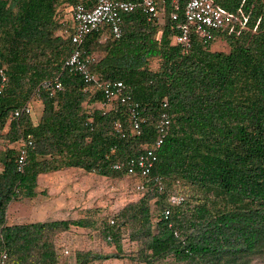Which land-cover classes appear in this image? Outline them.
<instances>
[{
	"label": "trees",
	"instance_id": "trees-1",
	"mask_svg": "<svg viewBox=\"0 0 264 264\" xmlns=\"http://www.w3.org/2000/svg\"><path fill=\"white\" fill-rule=\"evenodd\" d=\"M185 1L178 0L176 19L167 0L162 24L137 9L123 15L120 38L106 32L102 41V32H92L82 44L99 80L122 81L145 114L164 109L170 116L149 176H128L135 186L145 183L141 196L112 216L87 210L73 219L9 223V205L35 197L41 174L77 168L126 176L111 164L149 148L156 128L148 120L139 135L117 133L114 122L124 129L125 108L115 102L103 112L95 106L102 92L62 69L73 48L71 8L94 0H0V69L7 79L0 91L1 139H32L21 172L17 149L0 148V264L2 254V264H60L55 237L71 227L96 230L116 249L76 251L74 264L125 255L138 264H264V3L219 0L240 10L244 26L231 20L232 32L214 31L207 42L193 36L182 55L170 39L183 22ZM65 8L70 24L62 19ZM215 41L226 49H212ZM54 80L62 90L49 96L47 82ZM35 97L36 118L8 119ZM176 187L186 198L170 206ZM123 242L133 245L128 254Z\"/></svg>",
	"mask_w": 264,
	"mask_h": 264
},
{
	"label": "built area",
	"instance_id": "built-area-1",
	"mask_svg": "<svg viewBox=\"0 0 264 264\" xmlns=\"http://www.w3.org/2000/svg\"><path fill=\"white\" fill-rule=\"evenodd\" d=\"M167 0H94L92 5L75 3L71 8L72 34L70 35L73 48L70 54L63 62L62 69L78 76L86 87H93L102 92L103 99L98 102V107L105 111L107 107L113 106L115 102L120 103L126 110V118L123 125L120 121L114 122L115 131L122 136L128 131L131 134L139 135L141 126L148 120H153L156 128V137L152 145L134 157L126 158L123 161H115L111 164L113 170H126V176L139 174L147 177L152 171L157 161V149L160 148L166 136L170 131V116L166 110L157 112L155 116L145 114L140 109L127 86L119 80H99L90 70L89 64L92 58L82 47L86 35L92 32H102L101 40L106 39L107 33L113 38H120L122 35L123 15L134 10H140L149 20H155L157 23L164 22L167 11ZM264 3V0H262ZM172 10L169 16L176 19L178 10V0H170ZM183 22L177 33L173 34L170 43L178 47L180 54L188 53L192 37H197L204 42L212 38L214 31H233L234 20L244 26L245 17L240 12L239 15L229 17L225 8L219 0H186L183 7ZM107 32V33H106ZM6 76L0 69V91L6 84ZM48 94L53 96L56 92L62 90V84L59 80L47 82ZM30 101L24 105L10 111L9 120L17 119L21 115L31 113ZM167 101L164 98L162 107H166ZM125 127L128 129L125 130ZM17 158L16 170L21 172L26 163L27 149L32 145L31 136L21 138L16 143ZM157 180V179H156ZM145 187L144 182H138L135 188L142 191ZM170 206L179 205L184 201L181 193L172 192L167 198ZM166 218L170 210L166 208L162 211ZM112 222V221H111ZM5 254L1 255V264Z\"/></svg>",
	"mask_w": 264,
	"mask_h": 264
},
{
	"label": "rangeland",
	"instance_id": "rangeland-1",
	"mask_svg": "<svg viewBox=\"0 0 264 264\" xmlns=\"http://www.w3.org/2000/svg\"><path fill=\"white\" fill-rule=\"evenodd\" d=\"M225 8V7H224ZM229 17L239 15L240 10L225 8ZM62 19L70 21L68 8L62 11ZM212 49L225 50L223 42H213ZM31 115L36 118L40 113V103L37 97L30 100ZM98 107V104L95 105ZM0 133V148L2 145L16 148V144L3 142ZM39 192L31 199H21L12 202L7 211L9 223H24L31 221L73 219L83 215L84 211L93 210L100 217L112 216L114 212L130 201H135L141 192L135 188V180L128 176L107 178L94 173H87L77 168H67L55 172L41 174L38 177ZM182 187H176L172 192L186 194ZM152 212H157L152 203ZM123 253L128 254L133 249L132 244L123 242ZM55 244L60 258V264H74L76 251H91L95 253H115V246L105 242L96 230L71 227L55 237ZM91 264H138L122 256L117 259L98 261Z\"/></svg>",
	"mask_w": 264,
	"mask_h": 264
},
{
	"label": "crops",
	"instance_id": "crops-1",
	"mask_svg": "<svg viewBox=\"0 0 264 264\" xmlns=\"http://www.w3.org/2000/svg\"><path fill=\"white\" fill-rule=\"evenodd\" d=\"M226 8V7H225Z\"/></svg>",
	"mask_w": 264,
	"mask_h": 264
}]
</instances>
